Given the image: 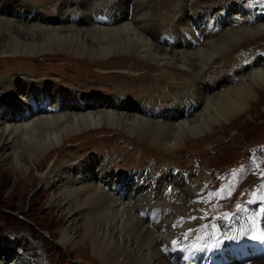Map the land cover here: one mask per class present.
I'll list each match as a JSON object with an SVG mask.
<instances>
[{"label":"bare ground","instance_id":"1","mask_svg":"<svg viewBox=\"0 0 264 264\" xmlns=\"http://www.w3.org/2000/svg\"><path fill=\"white\" fill-rule=\"evenodd\" d=\"M153 2L154 0H65L55 6V16L49 17L50 13L48 15L38 10L31 0H0V47L3 54L37 57L52 52L54 55L89 59L92 64H101L119 56L128 59L134 57L154 64L162 70L165 77L161 81V87L167 99L163 102L169 103V106L162 107L164 112L160 114L163 119L167 117L171 122L166 119L155 122L151 117L148 118L154 110L153 103L162 101L159 94L154 92L145 91L142 98L133 100L115 83L114 90L109 95L87 99L72 86L67 88L57 81L46 79L37 81L28 72H24L21 79H16L18 82L0 75V82L8 81L11 86L9 94H0V103L7 102V106L0 104V108L3 107L0 111V166L6 165V160L10 159L8 168L25 175L27 179L35 171L37 175L34 176V181L38 180L42 184L51 196V206L56 207L61 215L62 246L88 248L93 257L104 264H170L161 254L157 239L169 240L176 236L175 232L183 235L189 229L195 230L190 218L196 211L199 224L202 223L206 208L202 183L206 179V173L195 175L191 181L181 172L174 174L168 169L156 172L160 177L155 188L138 186L137 182L131 185V195L140 191L138 197L142 199L131 208L126 201L107 191L105 186L109 184L106 181L108 176L100 180V174L91 169L94 160L90 157L84 158L77 165L68 159L71 156H53L59 154L74 136L99 128L129 134L140 142H149L166 151H177L185 141L200 137L202 135L199 134L203 132L205 136L218 125L232 123L231 120L245 114L252 103L257 101L258 91L264 92V69L258 68L252 76L240 79L241 84L240 81L239 85L228 82L224 89L213 93L205 100L200 111L195 95L202 93L200 87L203 84L192 78L197 76L203 79L204 71L209 67H217L219 60L225 59L246 39L264 36V16H257L248 25H242L246 16L234 13L232 25L237 28L220 41L219 38L214 40L215 37L208 35L209 43L193 45L187 41L184 44L181 40L182 29L198 24L194 27L204 32L207 20L215 16V10H212L214 5L205 7L198 0H184L181 4L184 8L176 10L175 18L170 23L167 22L170 15H162L161 20L168 33H174L179 39L174 46H168L152 36L151 28L157 25L152 10ZM226 5L232 7L231 4ZM103 11L108 12L113 19L115 17V21L108 25L94 24L93 14ZM74 16H80L79 20L74 21ZM184 90L190 101L185 106L184 103L177 104V116L171 113L176 107L173 105L174 96L180 95ZM35 92L49 98L51 105L59 106L60 109L51 113L30 112L29 116L25 115V110L22 121L17 124L16 108L27 106L26 109L31 110L29 96ZM187 106L189 108L185 113ZM10 115L15 123L7 122ZM109 164L113 170L109 177L111 181L122 174L120 172L125 171L134 177L139 172L141 176L145 170L153 168L122 170L111 162ZM169 184H172V191L169 190ZM172 203L176 204L170 209ZM169 209L178 214L180 219L170 222L169 218H165L157 226L161 229L158 232L150 230L148 217L141 216L151 211L162 215ZM260 213L264 214V209ZM181 218L184 223H178ZM173 224H178V227L174 229ZM29 239L21 238V247L26 243L30 244L29 251L22 253L15 246L16 239L7 236V241L4 242L7 245L3 244L1 250L6 259L12 248V258L8 263L4 261L5 264H20V261L22 264H47L39 250L40 245ZM252 242L251 251L255 253V258H251L248 253L237 264H253L258 257L261 259L257 255V249L261 250L264 240L254 239ZM243 247L245 248L244 244Z\"/></svg>","mask_w":264,"mask_h":264},{"label":"rangeland","instance_id":"2","mask_svg":"<svg viewBox=\"0 0 264 264\" xmlns=\"http://www.w3.org/2000/svg\"><path fill=\"white\" fill-rule=\"evenodd\" d=\"M31 1L38 10L46 14L50 13L49 17H54L55 6L65 0ZM183 1L184 0H154L152 10L157 25L151 28L153 38L158 39L162 33H168V30L161 20L162 15L164 13L168 16L170 15V18L167 20V22L170 23L171 20L175 18L176 10L184 8V5H181ZM198 1L205 7L211 5L215 6L214 9H212L215 10V16L213 18L221 25V30L214 35L209 34L213 36V38L215 37L214 40L219 38L218 41H220L227 33L237 28L236 25H232L234 22L232 17L234 13L246 16V10L242 9L240 4H237L234 0ZM226 4H231L232 7H228ZM30 16L31 15H29V17ZM249 22L250 21L245 19L242 25H248ZM205 37L206 38L201 43H209L208 35ZM255 46L264 47V36L251 39L248 38L243 41L238 47L233 49L225 59L219 60L217 67H209L207 71H204L203 77L205 79L191 76L194 81L196 80V82H202L203 84V87H200L202 93L195 95V101H197L198 105L201 107L200 111L204 107L205 100L213 93L224 89L228 82L239 85V81L241 84L243 78L252 76L258 68L264 69V55L257 54V51L254 49ZM257 48L259 49V47ZM240 49H243V51H240ZM247 50H252V53L248 55L249 51ZM79 58L78 56L70 57L64 54L54 55L52 52L37 57L11 56L3 54L0 47V75L10 77L13 81L18 82L16 79H21L22 74L28 72L33 79L37 81L46 79L51 80V82L57 81L67 88L72 86L78 89V91H81L84 94L83 96L87 99H92L94 96L103 97L109 95L112 90H114L113 85L115 83L123 88L125 93L128 94V97L133 100L142 98L145 91L154 92L159 94V98H161L162 101L157 102V104L153 103L154 110L148 118L151 117L155 122L164 121L165 119L171 122V120H167V117L163 119L160 114L162 111L164 112L162 107L169 106V103L163 102V100L167 98H165L164 91L161 87V81H163L165 77L160 68L158 69L154 64L140 61L134 57L128 59L119 56L117 59L108 60L101 64H92L89 59L84 60ZM246 60H250L251 64L244 65ZM132 72L140 74L133 75ZM176 72L180 73L178 71ZM187 74L190 76L189 73H186V75ZM5 82L6 81L0 82V94L2 96L9 94L11 89L10 83L8 81ZM258 92L259 96L257 101L252 103L251 108L247 110L245 114L237 116L236 119L231 120L232 123L230 124L225 123L223 126H216L213 131H210V133L205 136V132H203L199 134L202 136L185 141L182 147L177 151H166L165 149L154 147L149 142H140L132 138L129 134L126 135L114 132V130L109 128H99L91 129L86 134L82 133L74 136L71 138V142L65 144L62 151L56 156H53V158H66L71 156L68 159L78 165L84 158L90 157L94 160L91 169L93 172L100 174L98 177L101 180V178H105L106 176L109 178L113 172V170L110 169L109 162L122 170H134L133 168L139 170L152 166L155 172H163L166 169L173 170L172 167H178L182 172H188V169L193 168V165L196 164L195 157L198 156V168L191 169L185 176L188 177V180L192 181L195 175L206 173L207 179V177L215 174L214 168H225L239 162L247 161L249 157L248 146L261 142L264 139V92L261 90ZM203 94L205 95L204 99L202 97ZM189 101L188 93L185 90L181 92L180 95L174 96L173 105L176 107L171 113L179 116L177 104L184 103L183 105L185 106ZM35 103L37 106L39 104L42 105L39 101H35ZM35 103L30 102V105L33 106ZM0 104L7 106V102L5 103V101H2ZM24 107L19 106L15 110L19 111L18 115L21 114V117L19 116L16 120L17 124L20 123V120L22 121V116L26 110L23 109ZM13 120L14 119H12L10 115L7 122L15 123ZM10 162L11 160L8 159L6 160V165L0 166V264L10 262L11 259L8 260V258L12 256V248L7 259L4 258L1 250L3 244L7 245L4 243L7 241V235L16 237L15 246L20 248L22 253H27L29 251L30 244L26 243L25 246L21 247V238L27 239L28 237L30 238L29 240H34L40 245L39 250L43 254L45 262L49 261V264H104L95 259L88 248L77 249L70 247L65 248L62 246L60 243V229L63 225L60 219L61 215L56 211V207L51 206V196L44 189L42 184L38 182V180L34 181V176L37 175V173L33 171V176L27 179L25 175L22 176L17 172L11 171L8 168ZM28 173L29 172H27V174ZM120 173H122L120 174L121 176L118 175L113 181H111V178H107L106 181L109 184L105 187H107V191L112 193V195L118 196L121 200L126 201L131 208H134V206L142 200L138 197V193H141L140 191H138L137 194L131 195L133 191L129 190L131 185L136 183V180H134L136 175L132 177L125 171ZM141 176L138 177L140 178ZM246 179L245 184L251 177ZM137 185L140 186L139 184ZM111 189H113V191ZM245 191L246 189L243 186L239 196H242ZM206 193L207 192H205V194ZM123 194L126 196H123ZM208 200L209 198L207 196V201ZM191 202L195 204L194 201ZM204 202L207 204L206 200ZM175 204L176 203H172L170 209ZM245 208L240 209V213ZM170 209L165 212L166 214L164 213L165 216L164 214L158 215L160 218L159 222L149 223L150 230L155 232L161 230L160 227L157 226L165 218H169L170 222L180 219V216H177L178 214L174 213L173 210L170 211ZM135 210L136 208L134 211ZM197 213L198 211L192 214V217H196L195 220H192V223L194 222L192 226L196 228L195 230L193 229L194 234L190 233L185 237L179 232H175L174 235L176 236L169 240L166 238H164V240L158 238L159 241L157 239L158 243H160L159 249L161 254L170 264H178L172 260V255H174L175 251L179 250L181 246L186 244H218L219 247L222 248L229 240L243 242V240H245L244 238H246V241H250L248 248L251 251L252 243H254L252 242L254 240L253 236L260 237L264 235V214L260 213L256 218H253L251 215H246L247 220L251 224L250 227L240 222L233 225L232 229L225 232L223 235H219V232L215 231L211 239L207 240V234L203 232V223L205 222L206 216L204 214V220L200 228L201 224H199L197 219ZM247 228L252 231L247 230ZM197 229H199V231H196ZM173 240L178 241L175 247L172 245ZM257 250V255L261 256V259L258 257L253 261V264H264V242L261 250ZM237 263L238 261L228 260L224 264ZM20 264H22L21 261Z\"/></svg>","mask_w":264,"mask_h":264},{"label":"snow or ice","instance_id":"3","mask_svg":"<svg viewBox=\"0 0 264 264\" xmlns=\"http://www.w3.org/2000/svg\"><path fill=\"white\" fill-rule=\"evenodd\" d=\"M209 195H212V194H209ZM190 219L195 220L196 217H191ZM178 223H184L183 218H181V220ZM172 227L175 229L176 227H178V224H173ZM203 227L206 228L207 226H203ZM196 231H199V229H197ZM192 232H193V229H189L188 232L184 233L183 235L186 237ZM233 238H235V237H233ZM253 239H264V236H260V237L253 236ZM172 245L175 247L177 245V240H173ZM218 246H219L218 244H215V245H208L207 247L209 250H211L212 247H218ZM190 247L195 248L196 250H203V248H198L197 245H195V244L191 245Z\"/></svg>","mask_w":264,"mask_h":264}]
</instances>
